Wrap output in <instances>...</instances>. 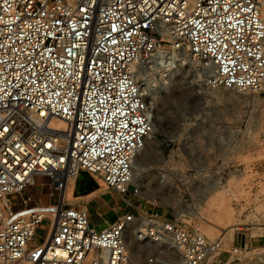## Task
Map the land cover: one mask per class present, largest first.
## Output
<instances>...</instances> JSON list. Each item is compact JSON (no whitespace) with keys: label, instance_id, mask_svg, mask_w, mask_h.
I'll return each mask as SVG.
<instances>
[{"label":"built area","instance_id":"2783aa9c","mask_svg":"<svg viewBox=\"0 0 264 264\" xmlns=\"http://www.w3.org/2000/svg\"><path fill=\"white\" fill-rule=\"evenodd\" d=\"M182 54L209 89L264 93L263 0H0V264H264V249L226 248L190 215L137 210L97 230L87 204L64 202L73 164L140 197L133 161L154 131L145 77L167 85ZM215 139L226 162L209 181L264 226L262 133L236 126ZM37 177L58 203L25 194ZM176 190L182 205L193 198Z\"/></svg>","mask_w":264,"mask_h":264},{"label":"rangeland","instance_id":"374dc122","mask_svg":"<svg viewBox=\"0 0 264 264\" xmlns=\"http://www.w3.org/2000/svg\"><path fill=\"white\" fill-rule=\"evenodd\" d=\"M195 66H198V62L178 68L165 86L155 82L152 74L145 77L154 131L147 138L146 149L140 152L139 165L135 167L137 180L143 184L140 197L132 194L125 197L114 195L107 186L99 197L89 200L74 198L68 203L72 206L87 204L93 212L92 222L97 230H102L108 222L114 223L122 213H136L140 210L175 219L188 216L187 211L195 208L199 214L194 216V222L208 239H220L226 248L247 245L248 249L258 254L264 249V242L255 243L250 236L254 228L264 226L255 224L256 216L235 210L234 220L239 225L232 240L228 237L229 230L214 228L212 225V217L217 213L213 202L221 189L213 186L208 176L212 174L216 162H226V155L220 153L219 141H214L218 130L242 126L247 127L248 131L257 130L264 137V93L209 89L204 75ZM75 167L81 166L77 164ZM170 180L175 187L163 188V182ZM176 189L193 192V198L185 195L182 205L173 196ZM50 192V179L37 177L36 186L29 187L25 194L33 196L37 201L42 198L44 204L58 203V192H55L53 201L49 199ZM100 198L118 207V212L111 210V214L102 216L97 211ZM12 200L19 203L20 197L13 195ZM227 200L230 201L228 196ZM49 226V221L43 222L32 245L43 242ZM131 241L135 243L132 244L135 253L131 252L133 257H140L135 239L131 238Z\"/></svg>","mask_w":264,"mask_h":264},{"label":"bare ground","instance_id":"6f19581e","mask_svg":"<svg viewBox=\"0 0 264 264\" xmlns=\"http://www.w3.org/2000/svg\"><path fill=\"white\" fill-rule=\"evenodd\" d=\"M263 17H264V0H263ZM195 63V60L193 58H189L186 54H182L181 58L179 59V62L175 63L174 70L171 72L170 77L168 81L170 82L172 80V76L174 74V71L178 70V68L182 66H188L193 65ZM167 81V82H168ZM166 82V84H167ZM165 86V85H163ZM145 94L148 95V92L146 91V87H144ZM148 100V98H147ZM151 117V116H150ZM153 118L151 117V120ZM153 121V120H152ZM56 124L63 128L65 124L63 122L57 121ZM147 146V141L145 144V148L142 150L144 151ZM140 153L136 155L133 161V172L135 175V183L137 186L142 190L143 184L141 181L137 180V175L135 173V167L139 165V157ZM77 164H73L72 167V181L68 186V189L64 195V202L68 203L72 199L81 200V199H93L96 197L101 196L104 192L103 189L107 187L104 180L97 174L89 172L85 169H82L81 167H75ZM164 183V182H163ZM178 190H176L175 194H178ZM175 198L178 199L176 196ZM227 196L224 193H218L216 195V198L214 199L213 206L217 210V213L215 216L212 217L214 228H219L221 230H229L228 231V237L230 240L233 239L234 231L236 230V227L238 222H235L234 215H235V209L233 208L231 204V200H227ZM179 200V199H178ZM188 214L192 217L199 214V210L197 209H189ZM251 240L255 243L261 244L264 242V228H254L252 235L250 236ZM132 244H135L134 242H130V250L134 253V250L132 248ZM132 248V249H131ZM135 249V248H134ZM135 254V253H134ZM21 264H27V263H21Z\"/></svg>","mask_w":264,"mask_h":264},{"label":"crops","instance_id":"0c3cea01","mask_svg":"<svg viewBox=\"0 0 264 264\" xmlns=\"http://www.w3.org/2000/svg\"><path fill=\"white\" fill-rule=\"evenodd\" d=\"M37 179V178H36ZM50 193H49V199H50V201H53V200H55V192L56 191H54V190H52L51 188H50ZM101 200H99V202H97V211L102 215V216H106V215H109V214H111V210H113V211H117L118 210V207H115V206H113V205H111L110 203H109V201H106V200H104V198H100ZM103 199V200H102ZM39 200H41L42 201V198H40ZM43 202V201H42ZM111 202H113V201H111ZM53 204V203H52ZM120 210H122V208L120 209ZM118 212V211H117ZM92 214H93V212H92ZM109 224H111V223H107V225H109Z\"/></svg>","mask_w":264,"mask_h":264}]
</instances>
